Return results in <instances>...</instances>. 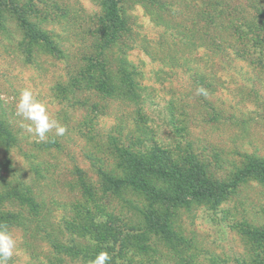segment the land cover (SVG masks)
<instances>
[{"label":"rangeland","instance_id":"rangeland-1","mask_svg":"<svg viewBox=\"0 0 264 264\" xmlns=\"http://www.w3.org/2000/svg\"><path fill=\"white\" fill-rule=\"evenodd\" d=\"M52 1L81 9L79 15H87L83 21L87 27L92 26L102 2ZM236 1L247 21H256L255 9L248 7L250 3ZM256 1L264 12V0ZM175 5L181 14L176 22L187 20L192 9L188 11L182 1H176ZM124 7L133 29L132 40L137 43L127 51V61L143 74L141 96L148 117L146 125L154 140L173 150L191 145L199 159L215 167L211 173L216 179L231 178L235 169L245 163V155L264 158V42L258 46L248 42L242 59L230 50H225L226 56L217 58L173 40L140 5L125 2ZM3 21L0 27V123L15 136V144L0 140V170L3 169L2 175L7 180H20L23 188L35 193L34 197L44 205L42 215L57 229L62 221L72 218L71 204L83 202L75 186L73 167L96 179L86 158L94 152L93 143L84 136L88 133L96 134L97 138L108 134L127 135L133 129L134 107L81 90L75 92L76 87L69 79L72 67L33 47L14 18L5 15ZM66 23L60 20L59 27L66 28ZM60 28H52V31L58 34ZM82 36L74 27L63 35L71 54H75V44L82 41ZM260 36L264 39V31ZM248 37L251 38V34ZM24 89L31 90L34 98L46 106L50 117L66 128L62 136L56 135L53 129L46 134V139L40 140L27 131L30 122L17 116L15 108ZM90 106L98 107L95 119L91 118ZM3 187L0 180V191ZM105 203V198L99 195L98 205L103 207ZM111 205L118 208L117 201L113 200ZM5 208L27 213L17 202L8 203ZM178 218L181 240L174 247L175 252L165 248L163 242L155 243L154 256L146 258L129 252L122 262L256 264L264 261V244L249 234L253 230L264 233V184L249 180L219 206L195 202L181 208ZM46 226L47 223L39 225L32 234L22 227L9 229L16 248L8 264H59L49 255L51 250L45 237L49 228ZM115 247L118 249V245ZM63 260L62 264H80L69 257Z\"/></svg>","mask_w":264,"mask_h":264},{"label":"trees","instance_id":"trees-1","mask_svg":"<svg viewBox=\"0 0 264 264\" xmlns=\"http://www.w3.org/2000/svg\"><path fill=\"white\" fill-rule=\"evenodd\" d=\"M176 1H182L188 11L192 9L188 13L190 17L180 23L176 22L181 18ZM235 1L102 0L92 26L87 27L83 23L87 15L80 17L81 9L58 5L57 1L0 0V27L5 15L14 18L33 47L72 67L69 79L76 87L75 92L81 90L134 107L133 129L127 135L97 138L96 134L88 133L84 136L93 143L94 152L86 158L96 179L73 167L75 186L83 202L71 204L72 218L59 224L57 229L61 230L55 229L42 215L44 205L34 197L35 193L23 188L20 180H7L2 175L3 169L0 170L4 185L0 191V225L7 231L22 227L32 234L39 225L47 223L49 231L44 233L51 250L49 255L59 264L65 257L88 264L101 251L110 254L111 264H131L122 262L129 252L152 257L155 243L163 242L165 248L175 252L174 247L181 240L178 229L181 208L195 202L219 206L249 180L264 184V158L245 155V163L235 169L231 178L216 179L211 173L215 167L199 159L191 145L176 150L159 145L146 125L148 117L141 96L143 74L127 61V51L137 43L132 40L133 29L125 2L140 5L146 15L170 33L169 37L183 45L217 58L226 56L225 50H230L242 59L248 42L252 46L264 42L260 36L264 31V12L259 9L258 1L245 0L253 4L249 8L255 9L256 21L248 22ZM63 19L68 22L66 28L59 27ZM72 27L83 34L82 41L75 44L74 55L63 38ZM52 28H60L59 33ZM90 109L91 118H97L98 107L90 106ZM0 140L15 144V136L1 123ZM99 195L105 198L103 207L98 205ZM113 200L118 202V208L112 207ZM11 202L19 203L22 210L25 208L26 216L7 210L5 205ZM249 234L264 244V233L253 230Z\"/></svg>","mask_w":264,"mask_h":264},{"label":"clouds","instance_id":"clouds-1","mask_svg":"<svg viewBox=\"0 0 264 264\" xmlns=\"http://www.w3.org/2000/svg\"><path fill=\"white\" fill-rule=\"evenodd\" d=\"M200 91H203L202 89ZM16 115L30 123L26 129L40 140L46 139V134L55 129V134L62 136L66 128L59 121L50 117L46 106L36 100L31 90L24 89L17 98ZM94 244L95 241H92ZM16 241L9 234L5 226L0 225V264H8L14 254ZM111 256L107 251L99 252L88 264H111Z\"/></svg>","mask_w":264,"mask_h":264}]
</instances>
